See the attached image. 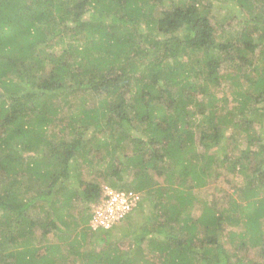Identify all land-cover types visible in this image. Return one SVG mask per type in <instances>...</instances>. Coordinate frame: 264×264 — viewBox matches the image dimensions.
Returning <instances> with one entry per match:
<instances>
[{
  "label": "trees",
  "instance_id": "trees-1",
  "mask_svg": "<svg viewBox=\"0 0 264 264\" xmlns=\"http://www.w3.org/2000/svg\"><path fill=\"white\" fill-rule=\"evenodd\" d=\"M231 1L235 34L216 0H0V264H245L220 242L239 224L236 251L264 259V0ZM229 176L244 203L213 196L192 219L194 191ZM103 184L141 197L108 230L90 226Z\"/></svg>",
  "mask_w": 264,
  "mask_h": 264
},
{
  "label": "rangeland",
  "instance_id": "rangeland-1",
  "mask_svg": "<svg viewBox=\"0 0 264 264\" xmlns=\"http://www.w3.org/2000/svg\"><path fill=\"white\" fill-rule=\"evenodd\" d=\"M216 3L221 5L222 8L217 7V10L215 11L214 14L221 20L225 17V22L222 24V26H224L225 30L228 33H232V34H235L238 31H240L242 29V27L240 25V21H242V18L240 17V14L238 12H235V10H232V11L230 10V12H229L226 9V4L227 3L230 4V6H232L234 3L231 0H229V2H228V0H223V2L216 0ZM226 11H228V12H226ZM151 35L154 36V34H151ZM155 38L156 39H161V37H159V36H157ZM185 58L186 57H183L180 60V62H185V60H186ZM188 58H190V57H188ZM168 63H169V65L171 64V62H168ZM227 72H229V71L221 70V72L219 74L220 75H225ZM193 77H195L194 74H193ZM193 80H194V78L192 79V81ZM195 82L196 83H201L200 79H197ZM229 84H230V82L227 79H221V81H220V88L226 86L225 87L226 88L225 89V93H226L227 99L229 100L227 103L229 104L228 107L230 108V107H232V105H235V102L233 100L234 97L231 94L232 90H234L235 87L233 86V87L229 88V86H228ZM218 95H219L218 98L222 97L221 94H218ZM90 104L96 106L97 103L90 102ZM70 113H71V111L68 110V107H66V106H65V108L61 109V114H60V118H59L60 119V123L58 122L59 126H60L61 123H62V125L64 124L63 126L66 125V122L68 120V117L70 116ZM256 128H257V126L254 125V129H256ZM55 131H57V129ZM242 137H243L242 134H241V136L239 135V137H238V139H236V141H233L232 143L229 142L227 145L231 146V147H234V146H236L238 144V148L240 150H242V151L246 150L249 146H248V143L245 140V138L243 139ZM258 148H259L258 143H256L253 146H251V149L253 151H257ZM197 150H198L199 154H201L203 152V150L200 149L198 146H197ZM223 151H224V149H223ZM219 155H221V154H219ZM213 168L216 169V166L214 165ZM80 170L82 171V178L85 177L87 179L88 177H92V176H89V174H88V172L90 170H89V167L87 165H81ZM122 175H124V179H125L126 183L131 182L132 176H130L128 173H126V174L122 173ZM97 179H102V178L98 177ZM108 180H110V179L104 180L103 183H106ZM228 180H229L228 184L227 183H223L222 184V182H220V184L217 185L219 187L220 192H215L214 191V183L211 180L208 183L209 185L207 187L194 191L197 194L196 197L199 199V201L198 202H194L193 206H191L190 213H191L192 219H196L200 215L201 210H202V202H204V201L205 202H209L212 199L213 196H216L217 198H219L220 203L225 202V200H228L229 199L228 196L232 197L233 199H235L239 203H242V204L244 203V201H242V199H241L240 192L238 191V189L242 187V183L236 182L235 178L231 177V176L228 177ZM111 182H112V180H111ZM104 185L105 184H103L102 187H104ZM161 185L165 186L166 183L162 181ZM261 189L262 190L259 192V195L264 198V183H263ZM84 208H86V204L83 203L82 200L76 201L74 203V207L71 210V217L65 218L66 221L70 224V228L68 230V234H70L71 237H73L75 235V233L78 232L79 229L81 228V226L79 224H80V219H81V216H82L81 211ZM142 218H143V213L141 211L137 212L135 214V216H134L135 222H141ZM74 223L76 225H74ZM116 228L117 229H115L112 232L114 235H113V237H111V240H115L116 244H119L120 246H122L123 250H128L129 241H131V239L128 238V237H121V236H123L124 231L123 230L119 231L118 227H116ZM262 228H263V231H264V221L262 222ZM133 229H135V227L130 229V231L133 230ZM224 229H225V231H223V234H222V237L220 239V242L224 244V247H225L226 252L228 254H232V253L236 252V255H238L239 257H243L244 258L243 262L245 264H247V263L251 264L252 262H260V261H261L260 262L261 264L264 263V259H259L258 258L259 249H257V248L254 249V248H250L249 247V248H247L245 250H237L236 251V249H237L236 245H238L237 240L234 242V244L231 243L228 234L231 233V232H235V233L243 232L245 227L242 224H239L238 226H228V225H226L224 227ZM51 238H50V243H58V240H57L56 237L52 236ZM42 242H43L42 239L37 238L35 246L37 244L38 245H40V244L42 245ZM230 261L234 262V259H231Z\"/></svg>",
  "mask_w": 264,
  "mask_h": 264
},
{
  "label": "built area",
  "instance_id": "built-area-1",
  "mask_svg": "<svg viewBox=\"0 0 264 264\" xmlns=\"http://www.w3.org/2000/svg\"><path fill=\"white\" fill-rule=\"evenodd\" d=\"M139 194L128 191H115L103 187L102 197L93 210L91 227L108 230L116 223L122 222L140 203Z\"/></svg>",
  "mask_w": 264,
  "mask_h": 264
},
{
  "label": "clouds",
  "instance_id": "clouds-1",
  "mask_svg": "<svg viewBox=\"0 0 264 264\" xmlns=\"http://www.w3.org/2000/svg\"><path fill=\"white\" fill-rule=\"evenodd\" d=\"M104 186H106V185H104ZM107 187V186H106ZM102 190H103V187H102Z\"/></svg>",
  "mask_w": 264,
  "mask_h": 264
}]
</instances>
